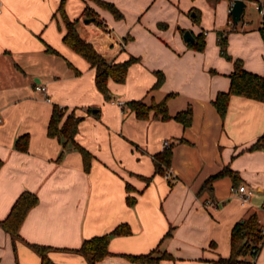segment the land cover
<instances>
[{
    "label": "crops",
    "instance_id": "1",
    "mask_svg": "<svg viewBox=\"0 0 264 264\" xmlns=\"http://www.w3.org/2000/svg\"><path fill=\"white\" fill-rule=\"evenodd\" d=\"M106 1L123 16L93 0H67L66 9L79 18L81 35L108 59L138 58L125 81L109 79L111 99L97 88L95 67L63 41L61 0H0V219L22 191L38 195L20 228L24 239L14 241L0 225V264H41L27 242L52 246L49 256L57 263L91 264L72 249L122 223L130 232L111 235L110 254L95 264H214L229 256L234 224L252 211L263 232L253 260L264 264V149H248L264 135V101L232 94L224 118L212 102L229 89L234 68L221 52V32L229 54L264 75L263 18L245 17L248 2L262 0H245L238 23L230 12L234 0ZM87 5L95 20L84 13ZM85 18L90 22L80 23ZM187 29L194 37L204 35L203 49L185 41ZM156 71L165 79L153 87ZM38 83L46 90L36 89ZM169 93L171 115L192 107L190 125L159 119L153 111L140 118L127 105L132 99L150 104ZM54 104L82 116L76 140L93 155L89 169L76 148L59 159L62 141L48 133ZM24 135L26 149L16 145ZM167 139L171 167L155 173L154 154ZM225 166L253 188L248 202L231 190L230 175L201 190ZM129 194L136 197L133 205ZM155 248L156 255H170L153 261L128 256Z\"/></svg>",
    "mask_w": 264,
    "mask_h": 264
},
{
    "label": "trees",
    "instance_id": "2",
    "mask_svg": "<svg viewBox=\"0 0 264 264\" xmlns=\"http://www.w3.org/2000/svg\"><path fill=\"white\" fill-rule=\"evenodd\" d=\"M102 7H105L113 12L116 18L123 16L118 7L110 1L106 0H93ZM67 0H61L58 7V12L65 23L66 30L63 34V41L74 51L83 56L92 66L96 69L95 81L97 88L108 99H111V93L109 89V79L112 78L117 82H123L126 79L127 71L131 63L135 62L138 58L130 56L124 61H113L101 54L93 45L92 42L84 38L79 29V18H71L66 9ZM195 19L199 21L200 13L195 9ZM84 13L87 16L92 17L93 20L97 18L96 13L88 5L84 9ZM232 17V15H231ZM262 34L264 36V27H261ZM188 44L197 49H203L205 46L204 35L198 34L195 40L188 41ZM219 44L222 54L233 60L234 68L230 73L231 83L227 91H220L213 99V104L224 118L228 109L229 100L232 94L244 95L264 101V75L250 71L245 68L243 60L241 58H233L227 49L228 40L226 33L219 34ZM157 79L153 87L160 86L165 79V75L161 71H156ZM172 94H167L160 101H153L150 104L146 103L143 99H132L127 101V105L135 111L136 115L140 118L149 117L151 111L153 115L159 119H169L171 117L182 122L184 126H188L192 123L193 111L192 107L188 106L184 110L178 111L175 115H171L168 109V98ZM82 116L76 115L73 111L67 113V109L59 104H54L52 116L48 125V133L52 136H57L63 145V150L59 155V159L67 149H78L84 158L85 168L89 169L92 160V153L76 140V134L79 129V122ZM27 141V135L19 137L16 145L19 148L26 149L27 145L24 144ZM172 146V144H171ZM165 147L164 150L154 154L153 160L155 165V173L166 174L171 167L172 162V147ZM264 149V135L260 136L249 148ZM1 163V160H0ZM224 175H230L233 179V185L240 184L239 173L229 166L223 167L221 170L211 174L204 181L203 188L212 189L213 182ZM147 182L151 181V176L140 175ZM173 181L170 180V184L173 185ZM130 189V185L127 184ZM127 201L130 205H133L136 201V197L132 195L127 196ZM38 202V195L31 190H24L17 197L13 203L8 215L0 219V225L11 235L14 241L18 239H24L21 235L20 228L28 211ZM130 226L127 223H122L116 226L112 231L100 235H95L86 238L80 247L74 248L82 255H84L91 264H95L96 261L104 258L110 254L109 240L113 234H126L130 232ZM172 230L170 229L165 236H170ZM263 232L262 224L259 219V214L256 211L250 212L246 217L238 220L231 232V251L229 256L220 257L214 261V264H252L253 257H255L262 245ZM39 255L41 256V264H61L51 259L49 256V250L52 246L27 242ZM158 249L155 248L149 253L128 255L131 259L139 261H153L160 256L170 255L167 252H163L160 255H156Z\"/></svg>",
    "mask_w": 264,
    "mask_h": 264
},
{
    "label": "built area",
    "instance_id": "3",
    "mask_svg": "<svg viewBox=\"0 0 264 264\" xmlns=\"http://www.w3.org/2000/svg\"><path fill=\"white\" fill-rule=\"evenodd\" d=\"M256 8L259 10V12L262 14V18H263V27H264V0L262 1H256ZM109 34H111L109 32ZM36 89L38 90H46V86L44 84L38 83L36 84ZM119 103L121 105H124L125 103L123 101H119ZM171 146V142L167 139L164 141V147H170ZM231 190L238 194V196L240 197L242 202H248L253 194V188L249 187L248 185H246L245 183H240L239 185H233ZM254 264V260L253 263Z\"/></svg>",
    "mask_w": 264,
    "mask_h": 264
},
{
    "label": "water",
    "instance_id": "4",
    "mask_svg": "<svg viewBox=\"0 0 264 264\" xmlns=\"http://www.w3.org/2000/svg\"><path fill=\"white\" fill-rule=\"evenodd\" d=\"M246 6L245 0H234L233 5L231 7V15H232V20L235 23H238L242 17L244 7ZM90 18H85V22H90ZM184 39L185 41H193L195 40V37L192 33L191 30L187 29L184 32Z\"/></svg>",
    "mask_w": 264,
    "mask_h": 264
},
{
    "label": "rangeland",
    "instance_id": "5",
    "mask_svg": "<svg viewBox=\"0 0 264 264\" xmlns=\"http://www.w3.org/2000/svg\"><path fill=\"white\" fill-rule=\"evenodd\" d=\"M262 15L260 14L259 10L256 8V4L254 2H248V6L246 8V12H245V17H249L252 20H257L261 17ZM82 21H85V19L80 20V23H82Z\"/></svg>",
    "mask_w": 264,
    "mask_h": 264
}]
</instances>
